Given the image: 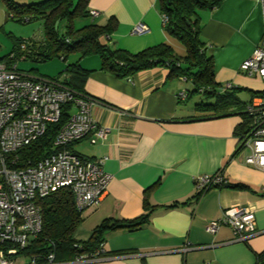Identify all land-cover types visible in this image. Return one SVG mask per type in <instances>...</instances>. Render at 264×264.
Listing matches in <instances>:
<instances>
[{
	"label": "crops",
	"instance_id": "crops-1",
	"mask_svg": "<svg viewBox=\"0 0 264 264\" xmlns=\"http://www.w3.org/2000/svg\"><path fill=\"white\" fill-rule=\"evenodd\" d=\"M88 10L98 11L97 16H89L97 25L116 20V28L102 35L101 42L111 48L136 53L165 42L178 55L186 53L185 46L166 32L158 0H89ZM198 14L200 37L212 57L218 88L223 91L231 84L225 91L247 104L255 92L264 90L257 76L240 70L264 34V8L259 0H223ZM140 22L148 31L131 34ZM100 64L96 56L90 65H82L91 71L84 89L93 99V119L108 133L94 143L88 135L71 148L85 158L102 159L110 179L100 203L82 211L74 237L88 240L106 218L138 217L146 211V199L152 213L137 229L106 232L102 248L110 254L79 264H255L256 254L264 251V171L244 164L235 154L234 129L242 120L244 105L241 110L209 116L197 109L201 100L190 103L192 97H178L192 84L184 77L168 78L164 67L118 78L100 69ZM218 170L229 186H212L195 199L194 178ZM236 183L249 188H232ZM234 205L253 209L256 234L235 240L228 225L214 233L205 230L207 222Z\"/></svg>",
	"mask_w": 264,
	"mask_h": 264
},
{
	"label": "built area",
	"instance_id": "built-area-1",
	"mask_svg": "<svg viewBox=\"0 0 264 264\" xmlns=\"http://www.w3.org/2000/svg\"><path fill=\"white\" fill-rule=\"evenodd\" d=\"M264 8V0H259ZM95 17L98 11L90 10ZM165 23L167 18L162 15ZM148 26L142 22L134 25L131 34H143ZM69 41V39H67ZM32 44L23 40L16 50L0 61V264H36L34 259L19 263L24 258L20 251L42 227L40 200L62 187H69L75 207L83 211L97 206L106 193L109 175L103 170L102 159H90L70 149L75 142L90 135V142L103 139L108 128L97 126L90 106L89 96H74L59 77L35 76L21 71L17 61L25 58L24 52ZM247 75H255L264 82V34L251 55L240 65ZM227 83L222 89L230 88ZM264 91V90H262ZM178 97L186 98L181 91ZM72 103V111L57 132L53 148L35 163L20 164L17 151L41 136L48 123L56 122L61 106ZM249 127L238 139L237 155L246 165L264 171V94L254 95L245 106ZM197 192L212 186H222L226 180L222 170L211 175L194 178ZM254 211L249 206L234 205L222 211L219 218L207 222L205 230L214 233L219 226L232 228L235 240H247L256 234ZM93 253L77 256L73 263L93 262L101 258ZM49 254L47 263L53 261Z\"/></svg>",
	"mask_w": 264,
	"mask_h": 264
},
{
	"label": "trees",
	"instance_id": "trees-1",
	"mask_svg": "<svg viewBox=\"0 0 264 264\" xmlns=\"http://www.w3.org/2000/svg\"><path fill=\"white\" fill-rule=\"evenodd\" d=\"M89 0H0L5 6L9 18L21 22H29L34 18L43 19V40L32 41L24 52L25 58L36 55L38 60H47L54 56L63 59L70 52L79 53L78 60L66 66L63 84L71 90L74 96H87L84 89L85 80L91 72L80 64L84 56L96 55L100 58V69L118 78L133 76L141 71L155 67L168 70V78L184 77L192 84L187 97L198 94L202 97L196 103L198 110L207 111L209 116H220L230 112L231 108L242 109L241 101L233 92L220 91L214 80V67L211 55L206 52L204 41L200 37L199 10L214 9L223 0H158L161 13L166 16L165 29L168 34L177 38L186 49L183 56L178 55L173 47L165 42L146 47L136 53L125 49L111 48L102 43L100 37L112 32L117 22L110 18L108 23L101 26L87 24L74 27L76 17L90 16ZM68 20L69 25L65 33L58 29L61 21ZM72 34L75 35L72 37ZM69 39V41H67ZM25 39L19 40L13 50ZM28 40V39H27ZM77 40V41H76ZM7 56L0 59L3 61ZM57 77V76H56ZM228 89V88H227ZM264 91L255 92L254 95ZM212 101H208L211 100ZM246 104L244 105L245 109ZM72 111V103L66 102L61 106V114L56 122L48 123L45 132L30 144L17 151L20 164L30 161L37 162L53 148V141L57 132L65 124ZM249 116L242 113L241 122L235 127L234 133L238 139L247 132ZM71 148V145L69 147ZM237 154V147L236 152ZM158 182L153 183L152 189ZM223 186V185H222ZM234 189H248L242 183L231 185ZM205 192V191H204ZM204 192H197L198 199ZM42 211V227L40 232L30 239L28 245L20 254L28 260L34 259L36 264L47 263L49 254H53V261L59 264H74V259L84 253L90 254L102 248L106 232L124 227L129 230L137 229L149 221L152 208L144 201L145 212L133 219L106 218L98 224L86 241L77 240L74 232L82 221V212L75 207L73 192L69 187H62L40 200ZM110 253L101 251L100 257ZM255 264H264V251L256 254Z\"/></svg>",
	"mask_w": 264,
	"mask_h": 264
},
{
	"label": "rangeland",
	"instance_id": "rangeland-1",
	"mask_svg": "<svg viewBox=\"0 0 264 264\" xmlns=\"http://www.w3.org/2000/svg\"><path fill=\"white\" fill-rule=\"evenodd\" d=\"M22 2H26L29 0H21ZM89 23L97 22L90 18L86 17H76L73 21V24L76 27H80L83 25H87ZM69 25L68 20L61 21L59 25V33H65L67 26ZM75 35L72 34V37ZM44 37L43 31V19L42 18H34L29 22H21L16 19L9 18L8 13L6 12L5 6L0 2V59L4 56H7L12 50L15 44L21 39H32L38 42L42 41ZM100 40L104 42L103 36L100 37ZM96 58V56H84L81 57V60H84L81 65L88 66L91 64L92 59ZM79 53L70 52L66 55V58L63 59L62 56H54L47 60H38L36 55L32 54L26 58L19 59L17 61V67L19 70L24 71L26 73H30L35 76H43V77H59V80L63 81L66 75V66L78 60ZM189 88H191V84L189 83ZM202 99V97L198 94H194L190 103L198 102ZM19 263L28 262L27 258H19Z\"/></svg>",
	"mask_w": 264,
	"mask_h": 264
},
{
	"label": "water",
	"instance_id": "water-1",
	"mask_svg": "<svg viewBox=\"0 0 264 264\" xmlns=\"http://www.w3.org/2000/svg\"><path fill=\"white\" fill-rule=\"evenodd\" d=\"M77 41V40H76ZM225 187H228L229 185L228 184H224Z\"/></svg>",
	"mask_w": 264,
	"mask_h": 264
}]
</instances>
